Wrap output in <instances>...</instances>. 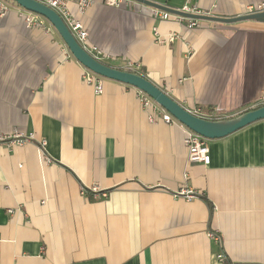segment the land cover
I'll list each match as a JSON object with an SVG mask.
<instances>
[{
    "label": "crops",
    "instance_id": "1",
    "mask_svg": "<svg viewBox=\"0 0 264 264\" xmlns=\"http://www.w3.org/2000/svg\"><path fill=\"white\" fill-rule=\"evenodd\" d=\"M5 1L0 135L34 139L0 143V264H264V119L209 139V164L190 162L162 107L113 79L97 94L57 30L28 26ZM259 3L190 0L222 18ZM68 6L101 61L143 72L191 112L230 118L264 103V21L191 28L135 0Z\"/></svg>",
    "mask_w": 264,
    "mask_h": 264
},
{
    "label": "water",
    "instance_id": "2",
    "mask_svg": "<svg viewBox=\"0 0 264 264\" xmlns=\"http://www.w3.org/2000/svg\"><path fill=\"white\" fill-rule=\"evenodd\" d=\"M14 1L23 9L32 11L33 13L35 12L46 18L60 34L75 59H77L84 67L99 74L103 78L113 79L138 88L140 91L151 97L158 105L168 111L179 122L208 139L225 137L244 126L264 119V105L246 110L234 117L221 119H209L191 112L142 74L113 67L95 58L90 52L82 47L77 39H75L69 27L66 26L67 24L63 18L53 8L37 0ZM135 1L150 7L166 11L169 10V12L180 14L185 17L195 18V20H210L222 23H233L243 20L264 21V10L246 13L235 17L222 18L212 14L185 12L151 0Z\"/></svg>",
    "mask_w": 264,
    "mask_h": 264
},
{
    "label": "built area",
    "instance_id": "3",
    "mask_svg": "<svg viewBox=\"0 0 264 264\" xmlns=\"http://www.w3.org/2000/svg\"><path fill=\"white\" fill-rule=\"evenodd\" d=\"M40 1L47 6L53 8L65 21L67 24L66 26L69 27L72 34L74 35L75 39L78 40V42L82 45L84 49H86L90 54H92L95 58L101 61L102 57V50L97 46L90 44L88 42L89 39V31L86 29L84 24L81 20H79L75 14L71 12L69 9L68 3L70 1H73L77 8L78 12L84 13L86 10H88L89 7H91L96 0H37ZM104 3L119 7L124 2L130 1V0H103ZM189 3H186L180 10L190 13H204L202 12L197 5L190 4V0H188ZM249 12H256L264 10V3H259L257 5H249ZM152 13L155 17H158L160 19H176L179 21L187 19L189 21V27H195L199 25L200 19L191 18V17H185L180 14H175L172 12L158 9L151 7ZM9 11V4L5 0H0V17H3L7 15V12ZM21 17L24 19L25 23L28 26H44V20L41 15L37 13H33L32 11H28L26 9L21 10L20 12ZM210 14V13H205ZM175 36V35H173ZM140 66V65H139ZM83 78L85 81H87L90 84H93L95 87V92L97 94H100L103 92V82L104 78L100 76L99 74H96L95 72L91 71L90 69L86 68L84 69ZM142 101L143 105L147 109H151L154 106L158 105L151 97H149L146 93L141 91ZM264 102V97H263ZM160 106V105H159ZM161 107V106H160ZM163 113L161 115L163 121L167 123H179L184 127V139L185 146L188 149V160L190 162H199L203 164H209L211 161V155H210V146H209V139L198 134L197 132L193 131L192 129H189L187 126L179 122L174 116H172L168 111H166L164 108ZM152 121L155 120L154 115L149 116ZM34 139V136L31 135L29 137L22 136L18 133H14L8 136H2L0 135V143L2 142H9L10 144H18L22 145L27 141H31ZM38 144L40 147H44L47 144V141L45 139H41L38 141ZM93 192L98 194L100 191L99 188L96 185H93V187H90ZM84 192L87 193V190L84 189ZM180 195L185 196L186 198H192L194 197L193 191L190 189H181L179 191ZM103 196H106V193H102ZM10 212H13L11 209ZM211 236L217 240L220 241V237L217 236L215 233H211Z\"/></svg>",
    "mask_w": 264,
    "mask_h": 264
},
{
    "label": "trees",
    "instance_id": "4",
    "mask_svg": "<svg viewBox=\"0 0 264 264\" xmlns=\"http://www.w3.org/2000/svg\"><path fill=\"white\" fill-rule=\"evenodd\" d=\"M10 1L16 3L14 0H10ZM16 4H17V3H16ZM44 19H46V18H44ZM46 20H47V19H46ZM47 22H49V21H47ZM49 23H50V22H49ZM50 24H51V23H50ZM123 70H128V71H132V72L140 73V74H142V75L145 77V74H144L143 72H141V71H137V70H134V69H123ZM263 105H264V103H261V104L256 105L255 107H252L251 109L258 108V107L263 106ZM248 110H250V109H248ZM236 115H238V114H236ZM236 115H234V116H236ZM234 116H233V117H234ZM209 119H218V118H217V117H212V118H209Z\"/></svg>",
    "mask_w": 264,
    "mask_h": 264
},
{
    "label": "rangeland",
    "instance_id": "5",
    "mask_svg": "<svg viewBox=\"0 0 264 264\" xmlns=\"http://www.w3.org/2000/svg\"><path fill=\"white\" fill-rule=\"evenodd\" d=\"M207 110V109H206Z\"/></svg>",
    "mask_w": 264,
    "mask_h": 264
}]
</instances>
